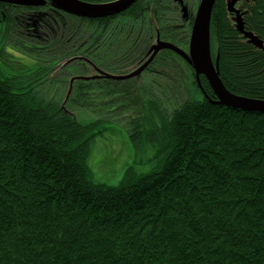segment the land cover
Masks as SVG:
<instances>
[{
    "label": "trees",
    "instance_id": "16d2710c",
    "mask_svg": "<svg viewBox=\"0 0 264 264\" xmlns=\"http://www.w3.org/2000/svg\"><path fill=\"white\" fill-rule=\"evenodd\" d=\"M228 1L212 12L213 59L229 91L264 100V0L237 2L245 32ZM194 17L178 0L100 19L0 2V264H264V114L210 102L170 49L124 77L158 36L188 50ZM111 125L134 163L153 151L149 172L94 182L87 161Z\"/></svg>",
    "mask_w": 264,
    "mask_h": 264
},
{
    "label": "water",
    "instance_id": "95a60500",
    "mask_svg": "<svg viewBox=\"0 0 264 264\" xmlns=\"http://www.w3.org/2000/svg\"><path fill=\"white\" fill-rule=\"evenodd\" d=\"M14 3L25 6H39L44 2L40 0H0V2ZM55 7L69 12L75 16L83 18L100 19L119 15L126 11L129 6L137 0H116L110 3H86L82 0H50ZM182 6L183 17L187 20L189 18L188 5L184 4L183 0H178ZM217 0H200L199 6L195 13L192 33L190 35V42L188 50L182 49L178 45L176 46L170 41H165L157 37L155 44L149 49L151 57L146 61L144 66L136 69L133 73L125 75V78H133L136 75L141 74L146 66L155 58V56L162 50L170 49L175 53H178L188 64L195 70L196 81L201 90L202 81H200L201 75H204L210 84L211 90L214 91L215 98H211L205 93V96L210 102H214L219 105H225L231 108H235L242 111L259 112L264 114V100L258 98H250L231 92L226 87L223 80L220 78L219 59L215 61L212 55V37H211V20L212 12ZM240 0H229L228 10L231 13L236 14V22L241 32L244 31V25L242 15L235 8L237 2ZM252 42L258 46H262V41L258 39L256 35L252 33H246ZM122 77V78H124Z\"/></svg>",
    "mask_w": 264,
    "mask_h": 264
},
{
    "label": "rangeland",
    "instance_id": "374dc122",
    "mask_svg": "<svg viewBox=\"0 0 264 264\" xmlns=\"http://www.w3.org/2000/svg\"><path fill=\"white\" fill-rule=\"evenodd\" d=\"M200 0H188L189 14L195 15ZM9 55L13 57V61H17L19 57L20 61L25 65L31 63V59L25 58L22 55H18L15 50L7 49ZM2 61V59H0ZM57 88L60 94L67 92V87L62 83H57ZM60 96V95H59ZM74 117L80 121H93L96 118L85 109L71 110ZM111 129L105 133L102 137H97L96 142L92 147V152L88 158V164L91 172L94 175V182L104 183L109 185H118L120 180L126 173V169L134 163L135 152L131 148L128 139L127 128L124 126L111 125ZM153 151H149L148 154H141L138 156V163H134L135 170L139 173L149 172L154 164L152 157Z\"/></svg>",
    "mask_w": 264,
    "mask_h": 264
},
{
    "label": "bare ground",
    "instance_id": "6f19581e",
    "mask_svg": "<svg viewBox=\"0 0 264 264\" xmlns=\"http://www.w3.org/2000/svg\"><path fill=\"white\" fill-rule=\"evenodd\" d=\"M40 1H43L44 4H43V5H39V7H40V6H44V5H45L46 3H48V2H50V3L52 4V6H54V4L52 3V1H50V0H40ZM82 1H84V0H82ZM137 1H138V0H137ZM84 2H86V1H84ZM88 2H89V1H88ZM88 2H86V3H88ZM135 2H136V1H135ZM135 2H134V3H135ZM89 3H93V2H89ZM134 3H132V5H133ZM93 4H98V3H93ZM15 5H20V4H15ZM132 5H131V6H132ZM20 6H25V5H20ZM131 6H129L128 9H130ZM54 7H55V6H54ZM55 8H57V7H55ZM57 9L60 10V11H63V10H61V9H59V8H57ZM128 9H127V10H128ZM127 10H126V11H127ZM63 12H65V11H63ZM124 12H125V11H124ZM65 13H69V12H65ZM69 14H71V13H69ZM71 15H73V14H71ZM73 16H75V15H73ZM114 16H117V15H114ZM75 17H80V16H75ZM105 18H107V17H105ZM92 19H94V18H92ZM191 33H192V31H191ZM206 80H207V79H206ZM213 92H214V91H213Z\"/></svg>",
    "mask_w": 264,
    "mask_h": 264
},
{
    "label": "flooded vegetation",
    "instance_id": "af4514ba",
    "mask_svg": "<svg viewBox=\"0 0 264 264\" xmlns=\"http://www.w3.org/2000/svg\"><path fill=\"white\" fill-rule=\"evenodd\" d=\"M185 4V3H184ZM186 5V4H185ZM37 7V6H36ZM35 10H33V12H34ZM27 26H28V31H32L33 30V26H31V24L30 23H28L27 24ZM204 76V75H203ZM196 77V76H195ZM201 78V77H200Z\"/></svg>",
    "mask_w": 264,
    "mask_h": 264
}]
</instances>
